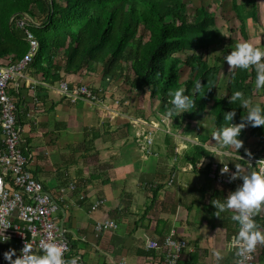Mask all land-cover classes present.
<instances>
[{"label":"crops","instance_id":"crops-1","mask_svg":"<svg viewBox=\"0 0 264 264\" xmlns=\"http://www.w3.org/2000/svg\"><path fill=\"white\" fill-rule=\"evenodd\" d=\"M98 66L92 72L58 73L61 80L102 88ZM61 80L45 82L29 64L9 93L16 99V124L31 171L58 204V226L69 243L66 256L84 264H165L163 247L145 245L161 242L174 228L187 241L177 264H217L214 250L222 253L219 264L232 263L230 241L238 232L234 210L217 217L211 201L224 200L235 189L215 182L207 171L210 163L226 161L252 170L245 161L253 157L258 139L243 133L237 150L215 141L212 133H152L147 145L143 131L157 116L126 114L110 99L69 102L56 91ZM193 145L205 150L194 163L189 160ZM97 199L102 202L92 209ZM104 218L116 228L95 230ZM256 221L262 228L264 208ZM9 247L17 250L16 242L0 243V257ZM255 259L264 264V249H256Z\"/></svg>","mask_w":264,"mask_h":264},{"label":"trees","instance_id":"trees-1","mask_svg":"<svg viewBox=\"0 0 264 264\" xmlns=\"http://www.w3.org/2000/svg\"><path fill=\"white\" fill-rule=\"evenodd\" d=\"M244 3L250 5V17L256 20L257 0H244ZM184 8L183 0H0V64L13 63L28 50L24 30L14 21L23 12L39 22L29 26L38 41L30 65L41 73L43 81L63 79L59 71L64 75L81 70L92 72L99 65L101 75L111 81L123 79L137 93L146 92L165 114L171 106L172 91L184 88L185 94L193 95L196 107L171 118L173 128L185 119L200 118L204 112L214 131L229 123H240L248 110L239 103H230L228 97L241 90L252 100L258 91L256 73L236 69L233 76L230 69L224 92L217 93L219 67L234 46L225 45L222 55L214 56L210 64L203 52L221 43L224 35L209 27L214 18L207 15L203 6L196 8L190 17ZM231 9L238 19L240 33L246 38L247 18L242 5L231 0ZM183 67L190 68V72L180 81ZM196 80L203 87L194 93ZM232 109L236 110V116L230 122L225 121L224 113ZM245 123L249 136L258 139L252 155L256 156L264 147V126ZM243 133L244 128L239 137ZM199 139L204 141L206 135ZM190 152L189 160L194 163L205 150L193 145ZM261 227L264 231V223ZM259 247L264 249V244L258 243L256 248Z\"/></svg>","mask_w":264,"mask_h":264},{"label":"built area","instance_id":"built-area-1","mask_svg":"<svg viewBox=\"0 0 264 264\" xmlns=\"http://www.w3.org/2000/svg\"><path fill=\"white\" fill-rule=\"evenodd\" d=\"M14 21L17 27L24 30L28 50L17 61L0 66V227H3V222H10V227L5 230V234L11 237L10 240L16 242L18 250L16 255H20V249L24 243H30L33 252L42 254L43 243L55 242L67 246L63 253L66 264H73V261L75 264H84L77 256H66L69 252V243L61 234L58 226V204L45 191L42 182L31 171L30 158L23 151L20 132L16 124L17 103L14 96L9 93V88L14 78L27 69L37 51L38 41L29 30V26L39 23L33 16L23 12L14 17ZM56 91L72 103L81 100L101 104L106 101V91L103 88L88 84L70 85L68 81L61 80L58 82ZM113 103L117 104L118 100H114ZM151 134V130H148L143 135L147 145L152 143ZM246 164L253 168L250 171L241 170L244 174L252 171L264 172V147L256 156L250 157V161ZM224 166L229 169L226 173L221 172ZM233 171H236L235 167L227 161L212 162L207 175L215 182L235 189L242 181L239 178L229 180ZM101 202V199H97L92 203L91 208H96ZM116 226L115 221L104 218L96 221L94 229L100 231L106 228H116ZM233 241L234 239L230 241V247L233 248L235 256L230 264H256L257 248L251 253H240ZM145 246L151 249L163 247L165 264H171L173 260L177 264L182 251L187 247V241L179 237L176 230L171 228L161 242L150 240ZM0 264H8V261L0 257ZM118 264H123V261Z\"/></svg>","mask_w":264,"mask_h":264},{"label":"clouds","instance_id":"clouds-1","mask_svg":"<svg viewBox=\"0 0 264 264\" xmlns=\"http://www.w3.org/2000/svg\"><path fill=\"white\" fill-rule=\"evenodd\" d=\"M229 69L233 70H254L256 73L255 87L259 90L264 88V47H259L253 43L242 40L235 44L234 48L224 56ZM193 92H199L203 85L200 80L194 82ZM171 106L166 109L165 118L171 119L185 112H191L196 107V100L193 95L185 94L184 88L175 89L171 92ZM230 103L239 105L247 109V114L241 117L240 123H229L212 132V138L224 146H233L240 149L243 141L239 139L241 130L246 127V123L252 126H264V105L260 103L253 104L250 97H246L241 90H235L230 97ZM236 116V110L232 109L224 113L225 121H232ZM247 152L248 150L245 149ZM249 156L252 154L249 152ZM236 171L231 172L229 180L239 178L240 183L235 190L230 191L226 199H214L211 204L215 206L214 215L220 217L222 213L231 209V220L239 226L238 232L233 243L238 247L240 253H251L255 250L257 244H264V231L254 219L261 208H264V172L252 171L244 174L241 171V165H235ZM228 167L221 169L222 173L228 172ZM10 227V222H3L0 227V243L11 239L5 234V230ZM66 245L55 242H45L42 244V254L32 251L30 243L25 244L20 249V255H16V249L9 247L3 253V257L8 264H66L63 259V253ZM217 264L222 259V253L214 250ZM15 256V259L13 257ZM75 264V261H73ZM171 264H175L174 260Z\"/></svg>","mask_w":264,"mask_h":264},{"label":"rangeland","instance_id":"rangeland-1","mask_svg":"<svg viewBox=\"0 0 264 264\" xmlns=\"http://www.w3.org/2000/svg\"><path fill=\"white\" fill-rule=\"evenodd\" d=\"M185 4L184 11L190 17L194 14L196 8L203 6L207 12L214 18L212 24L209 25L214 31H220L224 35V40L216 45L210 46L203 52L207 61L211 64L214 56L222 55V49L225 45L235 44L242 40H247L256 46L264 47V0H257L258 13L257 19L253 20L250 17V5L244 3V0H238L242 5L244 14L247 18L245 30L247 32L246 38L242 36L239 30V22L231 9V0H183ZM100 68V66H98ZM229 65L227 61L221 63L218 72L217 93H223L225 84L229 73ZM190 68L183 67L179 73V80L186 79L189 75ZM101 74V73H100ZM102 76V88L105 91V100H118L117 105L126 112V114H133V116H141L143 119L154 120L157 116L156 122L149 123V126L144 129L143 133L151 130V133H212L213 128L209 126L206 113L200 118H193L191 120H183L177 128H173L171 119L165 118L166 114L158 109L159 103L156 100H150L146 92L137 93L128 87V83L123 79L111 81L109 78ZM111 92V96H110ZM113 100V101H114ZM252 103H260L264 105V90L254 92ZM119 108V109H120ZM144 116V117H143ZM139 121L142 124V119ZM138 119H134L137 121ZM178 122V120L176 121ZM145 125H148L147 123ZM142 133V132H139ZM244 133H248V127L244 128ZM258 141V140H257Z\"/></svg>","mask_w":264,"mask_h":264},{"label":"bare ground","instance_id":"bare-ground-1","mask_svg":"<svg viewBox=\"0 0 264 264\" xmlns=\"http://www.w3.org/2000/svg\"><path fill=\"white\" fill-rule=\"evenodd\" d=\"M248 162L250 161V158H247Z\"/></svg>","mask_w":264,"mask_h":264}]
</instances>
